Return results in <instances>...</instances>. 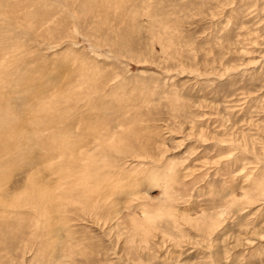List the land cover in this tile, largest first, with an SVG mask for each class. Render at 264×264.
Returning a JSON list of instances; mask_svg holds the SVG:
<instances>
[{
  "label": "rangeland",
  "instance_id": "1",
  "mask_svg": "<svg viewBox=\"0 0 264 264\" xmlns=\"http://www.w3.org/2000/svg\"><path fill=\"white\" fill-rule=\"evenodd\" d=\"M0 145V264H264V0H0Z\"/></svg>",
  "mask_w": 264,
  "mask_h": 264
},
{
  "label": "bare ground",
  "instance_id": "2",
  "mask_svg": "<svg viewBox=\"0 0 264 264\" xmlns=\"http://www.w3.org/2000/svg\"><path fill=\"white\" fill-rule=\"evenodd\" d=\"M2 1V0H1ZM4 1V0H3ZM3 3V2H2ZM55 102H57V103H59L60 101H58V100H55ZM50 106V105H49ZM51 112V111H50ZM49 113V112H48ZM60 114H61V112H60ZM20 115V114H19ZM39 115V114H38ZM42 115V114H41ZM57 115V114H56ZM56 115L54 114V115H52L53 117H56ZM16 118V117H15ZM14 124H16V122H14ZM12 126V125H11ZM38 132V131H37ZM36 132V133H37ZM34 136V135H33ZM36 136V135H35ZM36 139H38V141H37V143L39 142V139L41 140V142H42V140L43 139H41V135H40V137L38 138L37 136H36ZM31 140V139H30ZM16 142V141H15ZM14 142V143H15ZM45 142V141H44ZM12 143V142H11ZM14 143H12V144H14ZM35 144V143H34ZM61 144H62V141H61ZM73 145H75V144H73ZM12 146V145H11ZM30 146H32V143H30ZM39 146V145H38ZM70 147V146H69ZM30 147H28V149H29ZM30 150V149H29ZM4 148L0 145V159L3 157V155H4ZM30 152V151H29ZM9 158V157H8ZM19 163V162H18ZM11 166L12 165H10L9 164V168H11ZM61 168H63L62 166H61ZM88 170V169H87ZM8 171V170H7ZM8 174V173H7ZM43 192H45V193H49V190H47V187H43V190H42Z\"/></svg>",
  "mask_w": 264,
  "mask_h": 264
}]
</instances>
